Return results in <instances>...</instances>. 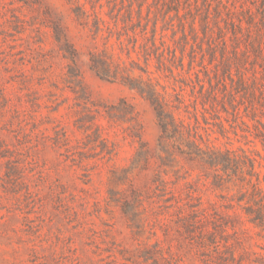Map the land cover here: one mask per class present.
Instances as JSON below:
<instances>
[{
    "label": "rangeland",
    "instance_id": "1",
    "mask_svg": "<svg viewBox=\"0 0 264 264\" xmlns=\"http://www.w3.org/2000/svg\"><path fill=\"white\" fill-rule=\"evenodd\" d=\"M164 2L0 0V264H264L246 182L162 159L155 109L123 80L153 83L210 147L253 159L264 188V114L223 92ZM211 82L223 103L201 96ZM122 100L133 122L113 107ZM134 124L148 162L134 163Z\"/></svg>",
    "mask_w": 264,
    "mask_h": 264
},
{
    "label": "trees",
    "instance_id": "2",
    "mask_svg": "<svg viewBox=\"0 0 264 264\" xmlns=\"http://www.w3.org/2000/svg\"><path fill=\"white\" fill-rule=\"evenodd\" d=\"M161 8L165 14L174 13L184 34L190 32L196 42L200 41L197 44L199 47L201 45L202 63L204 64L206 55H209V64L214 65L216 84L223 85V92L229 93L231 97L239 94L241 98L247 99L255 117L258 110L264 114V0H165ZM74 12L79 16L86 14L80 4H77ZM95 25L99 27V20ZM204 43L207 44L205 52ZM195 51L193 50V55ZM183 59H180L182 65ZM91 67L103 78L117 79L109 64L95 55ZM122 77L130 88L137 90L155 109L161 129L158 143L160 157L176 160L177 155L181 154L207 164L216 171L217 184L239 176L247 184L242 194L248 198L246 209L249 220L264 228V188L254 160L250 159L249 165L241 164L238 159L210 147L201 134L194 131L191 123H186L179 116L178 107L171 106L153 83L133 79L127 81L126 76ZM228 84L232 89H229ZM210 87L212 89L200 84L201 96L208 98V101L212 100V106L216 101L223 103L226 95L220 101V95L212 82ZM206 100L204 104L207 103ZM113 107L120 109V113H125L129 121L136 120L135 107L128 105L126 100ZM249 108L247 106L246 109ZM109 115L111 116L110 112ZM260 123L264 128V122L260 120ZM139 126H133L135 131L132 135L140 142L134 163L140 160L148 162L150 158L142 136V126ZM259 135L264 142V129ZM219 171L223 172L222 175Z\"/></svg>",
    "mask_w": 264,
    "mask_h": 264
}]
</instances>
